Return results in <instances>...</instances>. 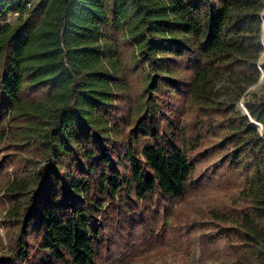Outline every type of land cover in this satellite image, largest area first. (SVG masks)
<instances>
[{"label":"trees","instance_id":"1","mask_svg":"<svg viewBox=\"0 0 264 264\" xmlns=\"http://www.w3.org/2000/svg\"><path fill=\"white\" fill-rule=\"evenodd\" d=\"M33 1L0 0L19 13L0 25V264H128L209 223L201 256L221 239L264 264V97L244 98L261 134L216 86L264 0H45L23 20Z\"/></svg>","mask_w":264,"mask_h":264},{"label":"rangeland","instance_id":"2","mask_svg":"<svg viewBox=\"0 0 264 264\" xmlns=\"http://www.w3.org/2000/svg\"><path fill=\"white\" fill-rule=\"evenodd\" d=\"M217 6V9H221L223 6L224 0H214ZM33 6L31 9L23 14L21 18L27 21L37 20L41 13L42 8L45 3V0H34ZM264 8V3H263ZM259 12L258 19L260 22V33L259 38L256 41L253 35L250 32L244 34V39L247 41L245 56L239 59L238 65L232 64L231 61H228L226 64V69L221 75L219 80L216 83V86L221 89L218 99L223 98H242L244 92L249 86L256 82L258 77L263 73L264 69L260 65V59L264 56V48L261 44V26L264 25V9ZM263 12L262 16L261 13ZM19 19L18 11L10 12L7 15V18L3 21H0V25L8 23L13 25ZM255 57V65L258 70L257 73L252 72L251 63ZM264 58V57H263ZM264 66V59H263ZM264 97V78L261 84L252 89L246 98L256 99ZM221 153L214 154L209 159L208 163L203 166H198V171L204 170L206 166L212 169L216 165H220ZM203 187L201 192L203 197L200 200L206 202L210 198H214L215 195H219V191L216 189ZM215 192L214 194H211ZM0 198L4 202L5 199L2 194ZM175 207V203L171 204V201H165L159 203V212L163 217L161 222L162 229L169 228L170 218L167 216L169 212H172ZM219 229L214 228L210 223L208 228L200 229L199 231H193L190 234H184L180 240L172 239L170 241H161L151 248H144L137 254L135 259H132L128 264H236L234 261V255L228 254L223 248V241L221 239H212L213 242H209L208 245H204V255L201 256L200 252V239L199 234L206 232V236H214V233H217ZM7 238L8 232L3 221V215L0 213V262L4 259L2 256L7 251ZM219 248L222 250L221 254L218 255ZM258 248L264 249V240L258 244ZM212 252V254L210 253ZM217 252V254H214Z\"/></svg>","mask_w":264,"mask_h":264},{"label":"water","instance_id":"3","mask_svg":"<svg viewBox=\"0 0 264 264\" xmlns=\"http://www.w3.org/2000/svg\"><path fill=\"white\" fill-rule=\"evenodd\" d=\"M261 16H262V13H261ZM262 29H263V25L261 26V31H262ZM263 78H264V74L262 73V74L258 77V79L256 80V82L253 83L251 86H249V87L247 88V90L244 92L242 98L240 99V102H239V103L237 104V106H236V111H238V112H240V113H244V114H246V115L248 116V118H249L251 124L253 125V127H255V128L261 133V134H262V132H263V126H262L261 123H259L257 120L253 119V118L250 116L249 112L247 111V109H246V107H245V105H244V98H245L246 96L249 95V93L251 92L252 89L258 87V86L261 84ZM257 122L260 124V128L257 127V124H258Z\"/></svg>","mask_w":264,"mask_h":264},{"label":"bare ground","instance_id":"4","mask_svg":"<svg viewBox=\"0 0 264 264\" xmlns=\"http://www.w3.org/2000/svg\"><path fill=\"white\" fill-rule=\"evenodd\" d=\"M264 9V8H263ZM262 14H263V12H262ZM261 44H262V46H263V48H264V25H263V29H262V31H261Z\"/></svg>","mask_w":264,"mask_h":264},{"label":"built area","instance_id":"5","mask_svg":"<svg viewBox=\"0 0 264 264\" xmlns=\"http://www.w3.org/2000/svg\"><path fill=\"white\" fill-rule=\"evenodd\" d=\"M33 1V0H32ZM28 7H30V3L27 4Z\"/></svg>","mask_w":264,"mask_h":264}]
</instances>
